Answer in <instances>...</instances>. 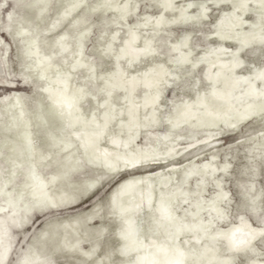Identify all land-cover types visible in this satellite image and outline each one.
<instances>
[{
  "label": "water",
  "instance_id": "1",
  "mask_svg": "<svg viewBox=\"0 0 264 264\" xmlns=\"http://www.w3.org/2000/svg\"><path fill=\"white\" fill-rule=\"evenodd\" d=\"M0 264H264V0H0Z\"/></svg>",
  "mask_w": 264,
  "mask_h": 264
}]
</instances>
